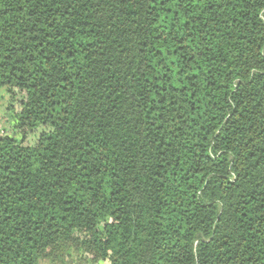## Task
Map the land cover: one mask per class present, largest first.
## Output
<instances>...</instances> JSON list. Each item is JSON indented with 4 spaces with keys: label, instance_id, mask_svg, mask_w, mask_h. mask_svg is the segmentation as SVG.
<instances>
[{
    "label": "trees",
    "instance_id": "obj_1",
    "mask_svg": "<svg viewBox=\"0 0 264 264\" xmlns=\"http://www.w3.org/2000/svg\"><path fill=\"white\" fill-rule=\"evenodd\" d=\"M2 90L0 264H264V0H0Z\"/></svg>",
    "mask_w": 264,
    "mask_h": 264
},
{
    "label": "rangeland",
    "instance_id": "obj_2",
    "mask_svg": "<svg viewBox=\"0 0 264 264\" xmlns=\"http://www.w3.org/2000/svg\"><path fill=\"white\" fill-rule=\"evenodd\" d=\"M5 92L2 90L0 91V96H4ZM21 96H18L20 98ZM7 98L4 96L3 98H0V131L1 130H7L10 132L11 126L8 122V115L7 112L4 109V105L6 103ZM92 258L82 254L80 252H74L69 257H66L65 259H62L61 261H41L40 264H91Z\"/></svg>",
    "mask_w": 264,
    "mask_h": 264
}]
</instances>
